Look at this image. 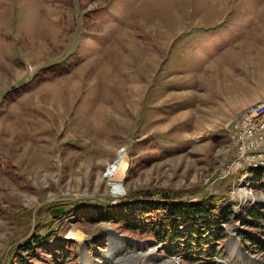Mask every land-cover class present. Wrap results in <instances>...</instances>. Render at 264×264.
I'll list each match as a JSON object with an SVG mask.
<instances>
[{"label":"rangeland","instance_id":"1","mask_svg":"<svg viewBox=\"0 0 264 264\" xmlns=\"http://www.w3.org/2000/svg\"><path fill=\"white\" fill-rule=\"evenodd\" d=\"M262 99L264 0H0V264H264L226 130ZM147 193L234 212L174 253L96 213Z\"/></svg>","mask_w":264,"mask_h":264},{"label":"trees","instance_id":"2","mask_svg":"<svg viewBox=\"0 0 264 264\" xmlns=\"http://www.w3.org/2000/svg\"><path fill=\"white\" fill-rule=\"evenodd\" d=\"M261 172H256V178L259 179ZM211 198L204 197L200 200L191 201L183 199L181 196L163 194L160 198L155 199L150 193L143 198H127L115 205H111V214L114 217H107L105 209L101 217V211L97 213L100 220L109 221L114 218L115 222L125 226L124 228L131 232H149L150 235L163 243H167L165 247L167 252L178 251L173 246L177 243V248L185 249L189 244L197 242L202 237L196 235L198 233V225L212 226L209 233L213 236H220V223H227L233 215L230 207L220 208ZM208 217L212 219V223L207 221ZM244 226L255 229H264V204L259 209H250L246 211L245 217L240 218ZM238 239L245 250L251 254H264V237L259 233L238 230ZM182 244L178 242H187ZM38 241V240H37ZM194 241V242H193ZM43 243V242H42ZM45 244V243H44ZM47 245L53 244L52 241H46ZM43 246V245H42ZM44 247V246H43ZM52 251H61L64 258L70 254V245L60 243L51 248ZM50 250V251H51ZM214 252V251H213ZM60 255V254H59Z\"/></svg>","mask_w":264,"mask_h":264},{"label":"built area","instance_id":"3","mask_svg":"<svg viewBox=\"0 0 264 264\" xmlns=\"http://www.w3.org/2000/svg\"><path fill=\"white\" fill-rule=\"evenodd\" d=\"M226 130L236 148L232 163L234 171L240 174L239 195L243 197L242 200H252V206L246 210L257 208L264 203V188L255 190L250 181L255 180L257 171L261 172L258 181L261 182L264 179V99L243 109L228 124ZM228 173V170L224 172V174ZM256 191L260 192V197L257 196L258 199L253 201ZM242 214L243 216L239 217H245L246 211Z\"/></svg>","mask_w":264,"mask_h":264},{"label":"bare ground","instance_id":"4","mask_svg":"<svg viewBox=\"0 0 264 264\" xmlns=\"http://www.w3.org/2000/svg\"><path fill=\"white\" fill-rule=\"evenodd\" d=\"M122 164V158H121V154H119V158L117 160V162H115V164H113L107 172V175H114V173L118 170V168L121 166Z\"/></svg>","mask_w":264,"mask_h":264},{"label":"water","instance_id":"5","mask_svg":"<svg viewBox=\"0 0 264 264\" xmlns=\"http://www.w3.org/2000/svg\"><path fill=\"white\" fill-rule=\"evenodd\" d=\"M65 211H66V207L65 206H61V207L52 208L50 210V214L52 216H56V215H59V214L65 212Z\"/></svg>","mask_w":264,"mask_h":264},{"label":"crops","instance_id":"6","mask_svg":"<svg viewBox=\"0 0 264 264\" xmlns=\"http://www.w3.org/2000/svg\"><path fill=\"white\" fill-rule=\"evenodd\" d=\"M229 36V34H227Z\"/></svg>","mask_w":264,"mask_h":264}]
</instances>
